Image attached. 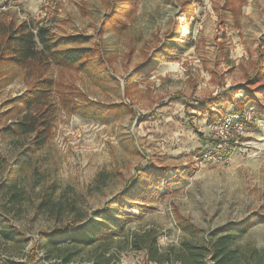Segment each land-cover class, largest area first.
I'll use <instances>...</instances> for the list:
<instances>
[{"label":"rangeland","instance_id":"obj_1","mask_svg":"<svg viewBox=\"0 0 264 264\" xmlns=\"http://www.w3.org/2000/svg\"><path fill=\"white\" fill-rule=\"evenodd\" d=\"M23 24L89 37L93 56L85 69L0 59V185H15L0 190V264H157L130 243L149 231L164 264H183L184 242L227 225L252 226L242 263L264 261V122L248 126V154L205 158L209 124L238 107L264 116V90L248 96L264 74V0H0V42ZM39 80L52 82L51 127L31 153L34 136L8 128ZM109 215L123 221L94 246L44 239Z\"/></svg>","mask_w":264,"mask_h":264},{"label":"trees","instance_id":"obj_2","mask_svg":"<svg viewBox=\"0 0 264 264\" xmlns=\"http://www.w3.org/2000/svg\"><path fill=\"white\" fill-rule=\"evenodd\" d=\"M90 42L89 37L84 36H68L62 39H56L48 28L39 27L36 32L26 24L20 25L7 33L5 40L0 42V59L16 65H25L28 62H34L38 67L46 69L50 65L56 64L59 66H77L79 69H85L86 63L93 56V50L85 47ZM166 49L162 47L161 51ZM160 50H158L160 52ZM256 76L253 78L252 85L257 86V90H252L248 95L250 100L255 101L259 91L264 90V74L262 70H257ZM52 82L49 80H39L33 88L29 90L26 96L17 98L22 108L17 111L16 116L20 120L15 121L9 130L20 135V137H32L33 140L28 145L31 153L40 150L46 143L47 131L51 127L50 118H43L48 109L53 105L49 100L50 89ZM244 103L243 102V105ZM34 109V112L32 111ZM239 112L243 113V109L238 107ZM237 110V111H238ZM5 130V129H4ZM3 130V131H4ZM2 160L0 158V164ZM1 171V167H0ZM11 183V182H10ZM14 184L0 185V190L3 188L12 189ZM49 201V199H48ZM48 201L44 205L48 204ZM110 221H123L119 217L109 215L107 220H91L87 224L77 228L64 230L60 235L61 239H57L58 234L51 236L45 235L44 239L47 243L54 246L55 249H60V244H68L70 246L81 248L94 246L102 240L111 238L109 230ZM263 222V221H260ZM252 228L251 225H227L221 229L214 231L211 234V241L208 245H196L193 242H184L182 244L181 262L183 264H208V259L213 264H244L239 259V249L236 246L237 239L243 238ZM148 233V232H147ZM143 238L131 237V247L136 251H146L148 259L157 264H164L169 261V258L162 255L159 251L158 234L154 231ZM256 250H250L249 256L254 259L257 255ZM74 259L71 253L65 257L55 260L52 264H70ZM89 264H112L110 258L103 256L99 260L90 262ZM245 264H252L250 262ZM256 264H264V261L259 259Z\"/></svg>","mask_w":264,"mask_h":264},{"label":"built area","instance_id":"obj_3","mask_svg":"<svg viewBox=\"0 0 264 264\" xmlns=\"http://www.w3.org/2000/svg\"><path fill=\"white\" fill-rule=\"evenodd\" d=\"M264 122V116L251 108L246 113H231L218 123L209 124L214 143L208 145L207 161L226 160L235 154H248L254 148L248 126Z\"/></svg>","mask_w":264,"mask_h":264}]
</instances>
